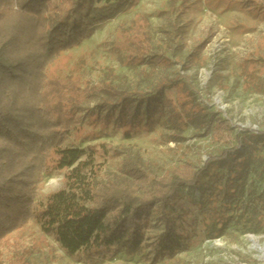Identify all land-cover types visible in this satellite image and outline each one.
Listing matches in <instances>:
<instances>
[{"label":"rangeland","instance_id":"374dc122","mask_svg":"<svg viewBox=\"0 0 264 264\" xmlns=\"http://www.w3.org/2000/svg\"><path fill=\"white\" fill-rule=\"evenodd\" d=\"M73 1L48 2L51 8L67 9ZM46 74L77 80L84 92L93 89L99 94L104 86L149 91L160 81L185 76L193 91L182 86L183 78L164 89L165 97L176 109L191 98L207 115L189 119L181 114L186 122L182 129L164 115L149 117L145 111L127 123L117 109L96 114L98 98L86 100L83 106L91 112H77L78 123L63 146L83 150L80 159L91 162L93 182H132L127 172L132 162L151 177H162L186 161L198 168L208 155L242 147L248 134L264 132V0H138L127 11L94 25L78 45L61 51ZM220 117L231 125L222 129L224 139L217 137L220 129L214 131ZM251 148L259 160L251 163L243 187L210 163L200 186L181 191L190 209L185 226L195 235L189 248L154 255L146 247L141 255L119 252L94 264H264L249 236L264 246V198L257 199L264 195V141ZM65 173L53 168L44 174L37 199L66 187ZM231 186L236 193L228 202L218 188ZM162 229L153 211L146 241L153 242ZM0 264L90 263L66 255L29 219L0 240Z\"/></svg>","mask_w":264,"mask_h":264},{"label":"trees","instance_id":"16d2710c","mask_svg":"<svg viewBox=\"0 0 264 264\" xmlns=\"http://www.w3.org/2000/svg\"><path fill=\"white\" fill-rule=\"evenodd\" d=\"M48 1L0 0V240L32 219L66 255L83 257L90 264L119 252L141 255L146 247L154 255L189 248L195 235L185 226L190 209L181 191L200 186L210 163L243 187L251 163L259 160L251 146L264 141V132L248 134L242 147L208 155L198 168L186 161L162 177H151L132 162L127 170L132 182H93L91 162L80 159L83 150L63 146L78 123L77 112H91L83 106L86 100L98 98L94 104L98 115L117 109L124 122L134 123L145 111L149 117L166 116L178 129L186 123L181 114L196 119L207 110L193 106L191 98L180 102L178 109L169 103L164 89L171 83L184 78L182 86L193 91L183 75L160 81L149 91L104 86L100 94L93 89L84 92L77 80L48 77L46 68L61 51L78 45L94 25L127 11L138 0H74L67 9L51 8ZM230 126L226 118H217V137L224 139L222 129ZM53 168L66 169V187L38 200V185ZM218 189L228 202L236 193L232 186ZM153 211L163 229L148 243L145 232Z\"/></svg>","mask_w":264,"mask_h":264},{"label":"bare ground","instance_id":"6f19581e","mask_svg":"<svg viewBox=\"0 0 264 264\" xmlns=\"http://www.w3.org/2000/svg\"><path fill=\"white\" fill-rule=\"evenodd\" d=\"M250 240L254 243V245H253L254 248H256L258 250V252L260 253L262 259L264 260V246L256 243V240L254 238L253 239L250 238Z\"/></svg>","mask_w":264,"mask_h":264},{"label":"water","instance_id":"95a60500","mask_svg":"<svg viewBox=\"0 0 264 264\" xmlns=\"http://www.w3.org/2000/svg\"><path fill=\"white\" fill-rule=\"evenodd\" d=\"M249 236H250V238H251V239H253V238H254V236H253V235H249Z\"/></svg>","mask_w":264,"mask_h":264}]
</instances>
